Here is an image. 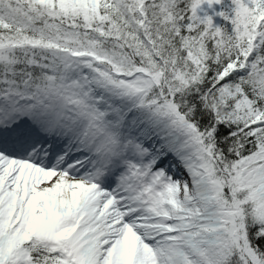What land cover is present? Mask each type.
Segmentation results:
<instances>
[{
  "label": "snow or ice",
  "instance_id": "obj_1",
  "mask_svg": "<svg viewBox=\"0 0 264 264\" xmlns=\"http://www.w3.org/2000/svg\"><path fill=\"white\" fill-rule=\"evenodd\" d=\"M0 264H264V0H0Z\"/></svg>",
  "mask_w": 264,
  "mask_h": 264
}]
</instances>
